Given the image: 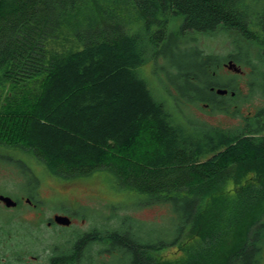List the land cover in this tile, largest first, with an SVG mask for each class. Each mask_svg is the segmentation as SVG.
<instances>
[{
  "label": "trees",
  "instance_id": "16d2710c",
  "mask_svg": "<svg viewBox=\"0 0 264 264\" xmlns=\"http://www.w3.org/2000/svg\"><path fill=\"white\" fill-rule=\"evenodd\" d=\"M126 9L136 12L132 26ZM171 18H183L176 32L167 31ZM220 30L243 38L230 57L249 59L251 89L264 92V0H0V147L32 153L55 177L107 170L133 193L179 200L178 229L190 235L192 257L209 240L215 249L207 245L205 264H262L264 109L244 128L199 131L157 100L139 72L167 49L192 48L196 72L176 66L182 99L228 112L207 97L213 88L228 90L221 99L241 95L234 83L211 81L226 60L180 42ZM70 35L82 48L49 57V39ZM7 85L15 91L3 97ZM125 231L128 264H146L130 243L134 230L117 234Z\"/></svg>",
  "mask_w": 264,
  "mask_h": 264
},
{
  "label": "rangeland",
  "instance_id": "374dc122",
  "mask_svg": "<svg viewBox=\"0 0 264 264\" xmlns=\"http://www.w3.org/2000/svg\"><path fill=\"white\" fill-rule=\"evenodd\" d=\"M124 13L128 20V26H132L131 20L132 17L137 18L136 12L126 9ZM182 23L183 18L177 20L171 18L167 31L176 32ZM180 42L183 44V49L188 46H196L204 54L216 55L226 60L222 67L217 68V76L211 81L220 87L234 83L235 87L241 91V95L234 100L228 96L221 99L218 95H207L217 103L223 101L224 104L230 105L228 112L212 109L209 103L197 105L187 99L183 100L180 92L182 91L180 88L181 79L178 78L176 66L181 65L196 72L197 67L193 64V60H195V56L192 54L193 50L187 48L182 54H178L175 50H172L173 52L165 50L167 54H162L160 56L162 58L155 61H148L145 66L139 69V72L148 82L156 99L165 102L168 110L174 115L180 116L181 123L187 125L188 121L192 122L191 127L199 131L212 128L233 131L244 128L246 119L255 118L264 109V92L258 88L254 91L251 89L250 73L252 69L246 65L249 59L243 58V63L240 62V64L234 62L242 69V73H235L226 68V65L232 61L230 55L238 53L240 45H246L240 35L228 33L225 30H220L213 35L189 33L185 34ZM81 48V43L72 35L49 39L46 47L49 57L63 56ZM254 56L255 52L252 50V60L255 63L257 61ZM3 88V97L10 91H15L10 85ZM37 88H39V84L34 83L27 89L34 92ZM59 184L68 185L67 189L71 191L66 195L53 192L52 186ZM27 186H41L46 189L48 195L46 201L51 207L59 202L76 201L80 217L90 220V224L94 225L100 233H104L106 228L116 230L132 228L134 231L144 234L142 236L144 241L152 242L154 238L160 246L159 264H182L186 259L191 263L197 260L205 264L207 245L211 246V252L215 249L214 241H202L204 249L198 253L197 257H192L191 242L188 238L190 235L186 230L180 233L178 229V225L185 220V207H182L184 203L179 200L168 199L165 201L160 194L148 196L142 193H133L124 184L121 185L112 172L107 170H96L89 176L71 180L55 177L49 174L44 163L34 157L32 153L1 146L0 194L15 198L18 190ZM0 216H2L1 213ZM184 242L188 244L187 247H181ZM105 248L107 246L103 243L96 246L98 252H103ZM176 251L178 252L176 253ZM100 256L99 264H125L120 259V255L108 257L106 254H102ZM262 264H264V257Z\"/></svg>",
  "mask_w": 264,
  "mask_h": 264
},
{
  "label": "flooded vegetation",
  "instance_id": "af4514ba",
  "mask_svg": "<svg viewBox=\"0 0 264 264\" xmlns=\"http://www.w3.org/2000/svg\"><path fill=\"white\" fill-rule=\"evenodd\" d=\"M52 187L55 193L66 195L71 191L64 184ZM46 191L41 186L19 189L15 198L10 197L13 206L0 199V264H99L102 254L120 255L125 264L129 263L128 256L133 253L128 250L126 231L117 234L119 230L106 228L100 233L90 220L80 217L76 201L48 206ZM57 218H64L69 224L60 223ZM117 235L124 239L119 246L115 243ZM143 235L131 233L133 250L146 264H159L158 241L153 238L150 249ZM99 243L107 246L101 253L96 250Z\"/></svg>",
  "mask_w": 264,
  "mask_h": 264
},
{
  "label": "water",
  "instance_id": "95a60500",
  "mask_svg": "<svg viewBox=\"0 0 264 264\" xmlns=\"http://www.w3.org/2000/svg\"><path fill=\"white\" fill-rule=\"evenodd\" d=\"M226 68L229 69L230 71H234L235 73H242V69L239 68L234 62L230 61L227 65H226ZM213 90H215L216 94L219 95V96H225L227 93H228V90L226 89H223V88H213ZM232 95L234 96V93H232ZM1 200H3L7 206H13L14 205V202L11 198L9 197H4V196H1L0 197ZM64 218H57V221H59L60 223H63V224H69L68 221L66 220H63Z\"/></svg>",
  "mask_w": 264,
  "mask_h": 264
}]
</instances>
